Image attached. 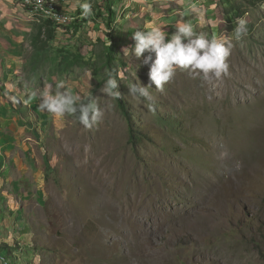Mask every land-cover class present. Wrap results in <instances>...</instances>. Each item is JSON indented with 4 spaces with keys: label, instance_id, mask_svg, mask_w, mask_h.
<instances>
[{
    "label": "rangeland",
    "instance_id": "1",
    "mask_svg": "<svg viewBox=\"0 0 264 264\" xmlns=\"http://www.w3.org/2000/svg\"><path fill=\"white\" fill-rule=\"evenodd\" d=\"M74 1L76 19L64 27L19 0H0V38H19L24 49L11 70L0 58V92L17 96L22 115L29 100L36 115L16 142L0 140L17 216L5 235L32 234L2 241L3 256L11 264H264V1L198 0L193 28L231 42L229 75L204 82L178 70L163 92L149 89L150 101L127 96L128 84L148 85L150 65L125 56L135 41L116 28L112 11L103 13L112 1L87 0L94 9L87 18L79 17L84 0ZM181 15L185 22L191 14ZM238 19L247 32L235 40ZM98 29L112 34L97 36ZM117 72L136 144L117 97L100 91ZM61 80L103 110L93 129L40 109L39 92Z\"/></svg>",
    "mask_w": 264,
    "mask_h": 264
},
{
    "label": "clouds",
    "instance_id": "2",
    "mask_svg": "<svg viewBox=\"0 0 264 264\" xmlns=\"http://www.w3.org/2000/svg\"><path fill=\"white\" fill-rule=\"evenodd\" d=\"M79 7L83 18L93 15L92 5L87 0L80 3ZM162 26L134 31V48L124 49L125 56L134 52L137 58L143 57V62L150 65L148 85L139 81L128 84L127 96L152 100L149 89L154 85L158 92H163L164 85L173 80L178 70L204 82L222 81L229 75L227 59L231 54V42L197 34L188 22H177L175 31L168 38ZM246 32V21L238 19L233 29L234 39H242ZM145 52L148 53L147 56L144 55ZM118 78L122 79L118 72L116 75L109 73L100 91L108 97L119 98L121 93L115 90L118 87ZM39 97V107L42 111H47L54 117L74 116L88 130L98 125L104 116L94 98L82 100L79 95H74L62 80L55 83L54 89L52 85L46 84L39 92ZM228 155V151L224 149L218 158L223 160ZM239 167L237 162V170Z\"/></svg>",
    "mask_w": 264,
    "mask_h": 264
},
{
    "label": "crops",
    "instance_id": "3",
    "mask_svg": "<svg viewBox=\"0 0 264 264\" xmlns=\"http://www.w3.org/2000/svg\"><path fill=\"white\" fill-rule=\"evenodd\" d=\"M70 1L71 4L64 5V8L67 10H72L73 8L71 5H75L76 2L74 0H64ZM106 1V0H105ZM112 1V17L115 21L116 28H119L120 31L124 33V38H133V33L136 30H147L153 26L157 25H163V30L166 31V35L171 32L173 28H175V24L177 22L181 21V13H190L191 15L185 16L186 21L192 24V26L195 24L194 20L190 16H192V12L194 11V7L197 4L198 0H183L182 2L185 5V10H181L179 5L173 4V7H170L169 3H166L168 1L166 0H111ZM174 1V0H170ZM66 3V2H65ZM110 10L106 13L108 16ZM110 15V13H109ZM193 20V21H192ZM183 23V22H182ZM108 30L110 28L107 27ZM110 31H103L102 29L96 30L97 36H105L111 35ZM22 40L19 38H0V58L7 59V62H1V64L4 67H7L9 70L13 69L19 65V61L23 57V51L24 49L21 48L22 46ZM4 56H2V54ZM9 59V61H8ZM2 87V86H1ZM12 91V90H11ZM4 92H6L5 88L2 87V92H0V140L3 142L5 141V145L12 144L19 139L17 137L18 134H21L24 132V128L31 125L35 119V114L31 106L33 104L29 100H22L24 107L30 108L28 112H25V114L22 115L21 111H16L17 106L16 102L18 101V98L14 97V100L11 96L5 95ZM5 95V96H4ZM22 99V98H20ZM16 109V110H15ZM12 111L15 114H12ZM17 134V135H16ZM17 137L14 138V137ZM4 145V146H5ZM8 155L7 154V148H2L0 150V244L4 240H8L10 238H16L17 234L20 235L22 232L13 231V235L11 237H6L5 233L9 232L10 227L14 226L15 228V217H17L13 211H9V204L12 201L11 206L14 204V198L12 194L11 197H9V190L4 187V184L6 182V176L8 173L11 172L12 166L10 165V160L8 161L9 157L5 159V162L3 160V156ZM25 232L22 233V237L30 238L32 234L30 232H27V230H24V228L21 230ZM28 234V235H27ZM24 235V236H23ZM31 242L25 244V248L22 247V249L25 250L26 258L29 259L32 255V249L30 248ZM10 245V244H9ZM7 246V245H6ZM1 247L0 248V263L6 261L8 258L6 256L8 252V247ZM18 252H20L19 249H14L13 253L14 255H18ZM3 256V257H2ZM20 260V258H19Z\"/></svg>",
    "mask_w": 264,
    "mask_h": 264
},
{
    "label": "built area",
    "instance_id": "4",
    "mask_svg": "<svg viewBox=\"0 0 264 264\" xmlns=\"http://www.w3.org/2000/svg\"><path fill=\"white\" fill-rule=\"evenodd\" d=\"M19 1L24 6L28 7L30 11H32L34 14L44 16L47 19H51L60 26L71 27L72 23L76 19L71 11L64 8V0H19ZM93 13H94V9H93ZM79 17H82L80 9H79ZM9 261H11V259H7L2 263L11 264V262Z\"/></svg>",
    "mask_w": 264,
    "mask_h": 264
},
{
    "label": "trees",
    "instance_id": "5",
    "mask_svg": "<svg viewBox=\"0 0 264 264\" xmlns=\"http://www.w3.org/2000/svg\"><path fill=\"white\" fill-rule=\"evenodd\" d=\"M106 1H108V0H106ZM262 1H264V0H247V2L251 5H255V4L262 2ZM109 10L111 11V9H109ZM114 61H115V58H114L113 54L109 52L107 54V63L109 64L110 67H112V65L114 64ZM117 99H118V104H119L122 112L126 115L128 121H129V125H130L131 132H132V134L130 136V142L132 144H136L140 141V139L138 138V136L135 133H133L135 129H134V124H133L131 112L129 111L126 102L121 97H119Z\"/></svg>",
    "mask_w": 264,
    "mask_h": 264
}]
</instances>
